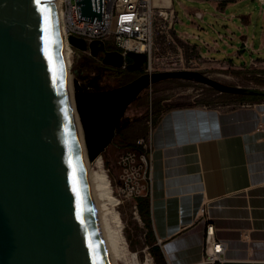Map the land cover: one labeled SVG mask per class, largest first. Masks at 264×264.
Wrapping results in <instances>:
<instances>
[{"label": "water", "instance_id": "water-1", "mask_svg": "<svg viewBox=\"0 0 264 264\" xmlns=\"http://www.w3.org/2000/svg\"><path fill=\"white\" fill-rule=\"evenodd\" d=\"M53 0H0V264H112L99 223L62 57ZM79 19L104 25L105 0H76ZM70 44L86 51L85 41ZM91 55L122 68L124 57L91 44ZM128 70L147 55L130 52ZM194 81L250 95L193 70L146 73L100 92L75 78V101L91 163L103 157L131 104L152 85Z\"/></svg>", "mask_w": 264, "mask_h": 264}, {"label": "crops", "instance_id": "crops-1", "mask_svg": "<svg viewBox=\"0 0 264 264\" xmlns=\"http://www.w3.org/2000/svg\"><path fill=\"white\" fill-rule=\"evenodd\" d=\"M153 2L176 11L174 37L209 68L264 70L260 0ZM150 138L151 217L168 264H201L208 223L224 264H264V102L175 107Z\"/></svg>", "mask_w": 264, "mask_h": 264}, {"label": "rangeland", "instance_id": "rangeland-1", "mask_svg": "<svg viewBox=\"0 0 264 264\" xmlns=\"http://www.w3.org/2000/svg\"><path fill=\"white\" fill-rule=\"evenodd\" d=\"M214 25L218 26L216 22H214ZM218 31L224 32L222 28H219ZM185 48V44L176 39L169 45L166 37L161 36L157 43V53L153 55V67L156 69V72L193 70L203 72L212 79L230 86L264 90V73L262 70L234 71L222 68H209L195 53ZM181 54L184 55L185 62L180 60ZM69 60L71 63L70 71L75 78L77 77L73 70L74 68L77 72L81 71L83 67L89 70L86 76L80 75L82 81H85L84 77L86 79L94 77V69L103 64L101 56L95 58L78 51L73 53L72 50L69 52ZM249 60L248 58L247 61ZM237 63L241 64L242 62L237 61ZM146 73L142 68L140 74ZM119 81L118 77L112 76L104 78L102 84L104 87L113 88L119 84ZM215 91V89L204 84L185 80L169 81L153 88L150 87L128 110L127 116L134 121V124L129 128L127 133L135 136L141 132L142 127H148L151 137V111L152 109L156 110L159 105L172 107L191 105L195 104L196 101L214 100V107L232 109L248 104L239 101L226 102L232 98L225 95L226 93H216ZM233 99H236V97ZM250 104L254 105L257 103ZM155 126H153V129ZM123 155L122 152H108L99 158L102 160L103 167L97 169L108 177L111 187V197L115 200V202L109 201L107 203L109 224L113 229L112 231H114L117 241L114 246L115 263L156 264L151 252L147 217L144 216L139 206L140 199H148L151 211L150 166L147 168V174L144 172L146 168H143L144 170L139 173L134 172L126 176L121 165V160L125 157ZM125 177H129V181Z\"/></svg>", "mask_w": 264, "mask_h": 264}, {"label": "built area", "instance_id": "built-area-1", "mask_svg": "<svg viewBox=\"0 0 264 264\" xmlns=\"http://www.w3.org/2000/svg\"><path fill=\"white\" fill-rule=\"evenodd\" d=\"M260 1L264 5V0ZM59 4L63 13L66 39L72 52L78 51L92 56L91 44L95 41L99 44L104 43L106 51H117L123 55L124 65L121 69H128L131 63L128 54L135 52L147 55V62L143 66L147 73L156 72L153 67V55L157 53L159 38L165 36L169 45L175 41L173 27L177 20L176 11L172 7H159L154 4L153 0H105L104 25L98 23V18H95L94 22L79 19L76 0H59ZM70 37L85 41L88 46L87 50L80 51L74 48L69 42ZM100 56L103 59L104 53ZM180 60L185 62L183 54L180 55ZM138 143L144 145L147 156L143 158L142 167L134 163L133 156L123 157L121 165L126 176L134 172L139 173L145 168L144 172L147 174L149 166L151 171V138L149 141L141 139ZM149 179L151 183V172ZM126 180L129 181V177ZM225 252L226 244L216 239L215 227L212 223H208L201 264H224Z\"/></svg>", "mask_w": 264, "mask_h": 264}, {"label": "trees", "instance_id": "trees-1", "mask_svg": "<svg viewBox=\"0 0 264 264\" xmlns=\"http://www.w3.org/2000/svg\"><path fill=\"white\" fill-rule=\"evenodd\" d=\"M175 39L177 41H180V39H178L176 37H175ZM185 49H188V48L186 47ZM129 62H132V61L129 59ZM73 70L76 74L77 79L80 81L81 86L89 92H100V91H106L109 89L118 88L120 86H123V85L135 80L139 76H141V74H140L141 70L140 71H130L128 69L114 68V67H110V66H106L104 64H101L100 67H96L94 69V73H93L94 77H92L90 79H86V77H84L85 81H82L80 79V75L86 76V74L89 73V70L84 69V67L81 71H78V72H77V70H75V68ZM262 72L264 73V70H262ZM112 76L118 77L120 79L119 84L113 88L104 87V85L102 84L103 79L108 78V77H112ZM178 80H180V79H167V80H164V81H161V82H158V83L152 85L151 88L156 87L157 85L165 83V82H169V81L172 82V81H178ZM149 88H147L145 91H148ZM215 92L219 93L218 91H215ZM143 93L138 97V99L136 101H134L131 104V106L141 98ZM225 95L232 98L226 102H231V101L237 102V101H239L241 103L250 104V103H261L264 101V90H255V93L250 94V95H239V96H236L234 94H225ZM234 97H236V99H233ZM209 101L208 100L196 101L195 104L183 105V106H193V105L213 106L215 104L214 100H209ZM175 107H179V106L167 107L166 105H163V106L159 105L156 110L152 109V111H151V122H150L151 127H153L154 125H156L158 123L162 114L165 111L172 109V108H175ZM129 108H128V110H129ZM128 110H127V113H128ZM127 113H126V118L124 119L123 123L128 122V125L117 135V137L114 139V142L109 147L107 152L104 153V155L107 154L108 152H114V153L115 152H122V154H124L123 156H126V155L133 156L134 157V163L137 164L138 166L142 167L143 166V158L147 156V150L144 148V145H140L138 143V141L141 139L148 141L150 138V131H149L148 127L147 128L142 127L141 132H139L138 135L133 136V135L127 133V131H129V128H131L134 124V121L130 117L127 116ZM139 206H140V209H141L142 213L144 214V216L147 217V225L149 228V241L151 244V252L154 256L155 262H156V264H168L161 247L157 244V238L155 236L154 227H153L152 218H151L150 201L148 199L142 198L139 200Z\"/></svg>", "mask_w": 264, "mask_h": 264}, {"label": "bare ground", "instance_id": "bare-ground-1", "mask_svg": "<svg viewBox=\"0 0 264 264\" xmlns=\"http://www.w3.org/2000/svg\"><path fill=\"white\" fill-rule=\"evenodd\" d=\"M52 8H53L54 15H55L57 32H58L62 57H63L64 65H65V70L67 73L69 88H70L71 96L73 99L75 117H76L77 127H78V131H79V135H80L81 143L83 147V153L85 157L91 192L93 195V200L95 203L99 223L101 226V230L103 232V237L105 239V243H106L107 250H108V253L111 259V263L116 264L114 246L117 241H116L114 231H112L113 229L111 228L109 224V218L107 216V213H108L107 203L109 201L115 202V200H113V198L111 197V187H110V182H109L108 177L104 173H101L99 170H97L103 167L102 160L98 159L97 161L94 162L95 163L94 164V163H91L90 158H89L85 131L81 123L79 114L77 112V107H76L75 81H74L75 77L72 75L70 71L71 63L69 60V52L70 50H72V48L70 47L66 39L65 24H64L63 13L60 8L59 0L52 1Z\"/></svg>", "mask_w": 264, "mask_h": 264}]
</instances>
